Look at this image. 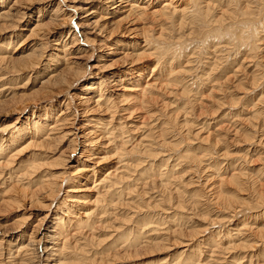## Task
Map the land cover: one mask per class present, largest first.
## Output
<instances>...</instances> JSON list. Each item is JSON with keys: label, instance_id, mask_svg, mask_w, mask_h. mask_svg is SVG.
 <instances>
[{"label": "rangeland", "instance_id": "rangeland-1", "mask_svg": "<svg viewBox=\"0 0 264 264\" xmlns=\"http://www.w3.org/2000/svg\"><path fill=\"white\" fill-rule=\"evenodd\" d=\"M57 1L35 5L30 14L31 19L36 20L38 11L41 9L45 11L50 7L51 10ZM36 2L37 0H33V3ZM229 2V0L228 2L227 0H208V3L215 7L214 13L217 15L227 14L226 8L230 4ZM259 2V9L252 0H240L237 3L239 8L247 9L251 13L252 21L243 29H248V33L252 34L250 36L252 39L247 41L250 46L254 40L258 42L256 44L258 50H251L247 44V47L242 46L237 37L234 41L233 37H229L233 36V33L230 32L225 33L229 38L224 35L226 40L222 41L227 50L221 42L223 37L211 35V38L208 39L206 36L207 38H204L206 41L211 39L212 45L209 41L208 43L204 41L206 42L204 44L203 40L205 39L197 37L196 31H193V35L197 39L193 35V38L188 37L190 31L183 30L181 33L184 35H180L181 37L175 35V32L172 35L166 31L164 32L165 36L175 35L176 37L156 41L154 39L162 31L161 23L153 22L149 18L146 19L147 21L145 20L146 22H133V17H126L127 20L123 18L120 22L118 21L121 18L105 22L107 23L105 36H108V39L111 38L109 48L119 51L125 49L127 57L119 59L118 62L117 59L121 57L113 58L110 62L105 63L107 70L102 72L87 69L89 73L85 80L120 77L128 71L130 73L137 71L143 74V83H148L152 79L157 80L161 85L164 83L162 90H156L155 94L153 92V96H150L153 100L149 104L148 97L137 98L135 103L133 101L129 107L136 108L133 118L134 125L138 124V129H140L138 133H141L132 136L147 135V128L141 125L144 123L149 126L150 132H153L158 143L166 144V149L165 146L157 145L152 154L155 159L144 160L142 158L144 163L137 162L141 163L139 165L143 164L136 169L137 175L141 174L138 177L139 181L135 180L137 176L135 173L134 182L128 180L121 185L122 189L124 188V194L114 200L113 206L105 214L107 217H101L99 221L93 219L96 221L95 225L88 221L89 223L84 228L91 230L92 225L95 228L88 231L87 241L78 239L79 248L75 247L74 251L78 252L79 250L78 254L83 255L84 259L81 260V256L77 254H73L72 257L71 254V260L74 259L73 264H184L186 258L189 257L194 258L193 263L202 261L201 264H234L232 262L264 264V0ZM238 25L230 23L228 28L234 27L236 30L235 27H237L238 30ZM134 28L138 33L131 35ZM167 28L171 30L170 27ZM129 29L132 30L129 32ZM67 30L68 28L63 29L65 32ZM141 32L148 33L149 37L153 36L154 38L151 37L153 40L151 39L148 44H143L140 41L143 37ZM56 35L60 36L61 34L57 33ZM218 38L220 40H217ZM189 39H192L190 44ZM198 39L200 40L198 41ZM181 40L182 43H180ZM229 40L234 43L231 44ZM8 42V39L0 38L1 46L8 47ZM17 42L10 41V47L14 48L12 52H14ZM215 42L219 44V47L213 46ZM159 44L160 46L164 44V47H160ZM181 44L188 45L181 46ZM230 44L231 46L235 45L231 47ZM193 45L196 48L200 47L199 53L202 51V55L201 53L192 54V51L193 53L198 52V49ZM179 46L182 50L185 48V53H181V56L175 51ZM167 47L169 50L166 49ZM159 50H162L161 53ZM220 50L221 52H219ZM51 53H55V51L49 49L45 59ZM188 61H191L190 64H187ZM29 74L26 72L16 79L8 78L0 82V90L7 86L12 87L11 90L0 92V103H3L0 105V141L5 139V134L1 133L4 131L3 129L13 123L17 117L32 119L42 114L49 105L53 112L55 109L57 111L59 109L62 97L51 104L46 103L48 105L40 104L36 98L38 95V97L41 96L37 93L41 85L40 81L45 75L39 77L37 73H33L30 74V77ZM84 83L86 81L77 85L75 90ZM184 89L186 90L183 91ZM188 101L190 102L188 103ZM24 105L28 106L27 110L19 114ZM134 106L136 107L133 108ZM24 146H26L25 142L16 149V151L20 149L23 151L18 157L22 166L19 168L14 163L10 167V169L15 168L14 170L17 167L16 173L13 169H9V171L8 167L5 173L3 172V177L8 181L4 180V184L0 185V264H11L6 256L8 245L24 242L26 240L24 236L20 241L15 242L16 237L22 236L24 232H27V236L33 235L34 226L37 227L41 218L47 214V207L51 201V198L48 201V199H41V196H33V194H37L35 191L40 187L39 181L42 180L38 177L44 172L43 169L40 170L41 167H39V171L32 168L38 165L37 160L31 161L32 156L37 153L34 151L36 149L33 150V147L30 146L24 148ZM185 155L189 158L193 156V160L195 158L200 163L197 164L192 160L187 163V160L182 157ZM107 157V162L105 161L101 166L102 169H109L115 162L110 156ZM195 166H199V168L194 170ZM27 170L28 172H26ZM48 172L47 174H52L54 170ZM35 173L38 176L35 177ZM19 174L25 178L20 175L22 178L19 179ZM15 176L18 177V180ZM0 178L2 179V177ZM160 178H169L168 189H159L162 187H159L160 183L158 184ZM147 180L155 181L152 182V186L141 187L144 188L142 192H147L145 193L146 197L144 196L145 200H142L139 195L134 196L133 200L132 198L124 200L126 193L138 189ZM175 185L176 187L178 185L179 190L182 188L180 194L184 195L180 198L174 192ZM156 189L158 190L156 191ZM3 192H7V194ZM163 194L172 199L162 200ZM137 197L138 199L135 200ZM229 200L232 201L229 202ZM77 218L74 219V224H76L73 225L81 228L80 223L84 224L85 220L79 221V214ZM51 220L52 217L47 218L48 222ZM77 220L80 223H77ZM70 230L71 228H69ZM236 231H239L237 236H235ZM231 235L233 237H230ZM212 240H215L216 243H210ZM39 251L38 249L33 251L34 257L38 255ZM64 258H62L63 264L71 263L69 258V263L66 261L67 255Z\"/></svg>", "mask_w": 264, "mask_h": 264}, {"label": "bare ground", "instance_id": "bare-ground-1", "mask_svg": "<svg viewBox=\"0 0 264 264\" xmlns=\"http://www.w3.org/2000/svg\"><path fill=\"white\" fill-rule=\"evenodd\" d=\"M229 1L230 4H228L229 6L226 8L227 14L220 13L217 15L214 13L215 7L208 3V0H58L57 3L52 6L53 8H51V10L49 9L50 7L45 9V11L42 9L39 10L37 19L33 21L30 14L34 10V6L53 2V0H37L36 3H33V0H0V38H6L9 41L8 47H3V45L1 46L0 44V82L8 78L16 79L19 75L26 72L30 74L37 73L39 77L45 75L40 81L41 85L38 88V93L36 92L37 94H41L40 97H38L39 95L36 97L37 100L40 101V104L48 105L46 103L51 104L57 101L58 98H63L58 111L55 109L53 112L51 105H49L48 108L44 109L42 114L32 119H23L20 116L9 126L3 127L4 129L2 128L4 131L1 133L5 134V139L0 141V177H2V179L0 178V185L4 184L3 181L5 178L3 177V172L5 173L8 167L9 170L14 163L19 168L22 166V163L18 160L20 158L18 157L21 156L20 154L23 151L22 149L16 151V149L20 144L25 142L27 148L30 146L33 147V150L36 149L34 151H37V153L32 156L33 158L31 161L37 160L36 162H38V165L32 168L39 171V167H41L40 170L43 169L42 171L44 172L38 177L42 180H38L40 182V187L37 186L38 189L35 191L37 194H33V196H41V199H48V201L51 198L47 207L48 212L41 218L42 220L39 221V224L37 223V227H35L36 225L34 226L32 230L33 235L27 236V232H24L22 236L16 237L15 240V242H17V240L20 241L24 236L26 237L24 242L13 243V245L10 243V245H8L7 251H5L11 264H63L62 258L66 257V255V261L68 262L70 259L69 262L71 263H68L73 264L72 262H74V259H71L76 254L80 255L82 260L83 255L78 254L80 251L78 250V252H75L74 250L76 249L75 247L79 248V240L83 239L87 241L86 239L89 236L88 231L93 230V225L91 230H86V228H84L85 225L89 223L88 221H91L95 225V222L99 221V218L106 216L105 214H107L108 209L113 206L114 200H116V198L119 199V195L124 194V188L122 189L121 185L128 180L131 182L138 180L141 174L137 175L136 169L143 165L139 164L144 163L142 161L145 159L150 160V158H154L152 154L157 145H159V147L165 146L166 149V144L164 142L158 143L153 136V132H150L151 129L148 128L149 126L144 125L143 122L141 125L147 128V135L144 136L143 134L142 137L132 136L136 135L140 129H138V124L134 125L135 121L133 120L136 106L133 107L135 109L130 108L132 102L134 101L135 103L137 98L143 99L148 97L147 101L149 104V102L153 100L150 96H153V92L155 94L156 90H162V85L164 83L161 82V85L154 79L150 80L148 83H143L142 80L144 76L137 71L132 73L128 71L120 77H101L90 81L85 80L88 77L87 73H89L87 69H94L95 71L102 72L107 70L105 67L107 64L105 63L110 62L113 58L121 57L117 59L118 62L119 59H126L125 57H127L125 49L119 51L115 48H109L111 38L108 39V36H105V25L107 24L105 22H109L111 19L113 21L116 18H121L118 21L120 22L123 18L127 20L126 17H133V22H146V19L149 18L152 19L153 22L159 21L161 23L160 26L162 29H160L162 31H160L154 39L156 41L168 40L175 35L179 37L180 35H184L181 31L186 30L190 31L188 37H194L195 39H197L198 36L202 39L208 36L209 39L211 35L221 38L230 32L233 33V36L229 37H233L232 39H235L234 41H236L237 37L242 46H246V44L249 45L248 39H252L250 38L252 34L248 33V29L245 30L243 28L251 23V13L247 9L239 8L237 3H239L240 0ZM252 1L255 2V6L259 9L260 0ZM115 22L117 23V20ZM125 22L127 23V21ZM230 23L239 24L242 28L238 25V30L237 27H235L236 30L234 27L229 29L228 26H230ZM30 24H32V27H30ZM131 25L133 27V24ZM167 27H170L171 30ZM65 28H68L66 32L63 31ZM250 29L253 33L251 27ZM131 30L129 29L128 31L130 32ZM128 31L127 34L129 33ZM166 31L170 34L172 33V35L175 32V35L165 36L164 32ZM193 31H196L197 37L193 35ZM131 32H133L131 35H136L138 33L135 28ZM57 33L61 35L57 36ZM141 36L143 37H141L142 39L140 41H142L143 44L150 43V40L154 38L153 36H151L152 38L149 37L148 33L145 34L142 32ZM214 38H212V40ZM183 39L185 40V38ZM200 39H198V41ZM223 39L224 37L221 42ZM189 40V44L192 43V39ZM217 40L220 39L218 38ZM224 40H226V38ZM10 41H18L14 52H12L14 48L10 47ZM204 41H206V39L203 40V42ZM208 41L206 42L208 43ZM230 41L231 44L234 43V41L232 42V40H229V42ZM206 42H204V44ZM180 43H182V40ZM257 43L258 42L254 40V43L248 47H250L251 50H258ZM210 44L209 47H211ZM216 44L215 42L213 46L219 47V44ZM161 45L163 46L164 44ZM184 45L186 46L188 44H181V46ZM181 46L178 47L179 49L176 47L177 50H175L179 56H181V53H183L185 49L182 50ZM224 46L225 45H223V47ZM193 47L195 46L193 45ZM49 49L55 51V53H51L49 57L45 59L46 52ZM166 49L169 50L168 47ZM196 49H198L197 53H193L190 49L188 50L192 51V54L195 55L202 52L199 53V50H201L200 47ZM225 49H227V47ZM239 49L241 48L239 47ZM219 52H221V50ZM224 52L226 53V51ZM249 52L251 53V51ZM190 62L191 61H188L187 64H190ZM40 69L42 70L38 72ZM83 81H86V83L75 90L76 86ZM11 89L12 87L7 86L2 88L0 92ZM185 90L186 89L183 91ZM39 91L41 92L39 93ZM33 100L35 99L33 98ZM10 101L13 102V100ZM189 102L190 101H188V103ZM1 104L3 103H0V105ZM27 108L28 106L24 105L19 114L25 112ZM10 113L12 114L13 112ZM26 146H24V148ZM107 156L113 158L115 162L109 169H102L101 166L108 158ZM182 157L187 160V163L190 160L196 161L197 164L200 163V161L197 159L195 160V158L193 160V156L191 158L187 155ZM142 158H144V160ZM17 167L16 170L12 168L15 173L18 171ZM195 167L194 170L199 168V166ZM28 170L26 172H28ZM52 170H54V173L47 174L49 173L48 171ZM135 173L137 176L134 180ZM37 174L35 177L38 176ZM20 175L22 174L18 175L19 179L22 178H20ZM18 177H16V180H18ZM23 178L25 177L23 176ZM5 181H8V179ZM154 181L155 180H147V182L141 184L138 189L134 188L135 190L126 193L124 195V200H131V198L133 200V197H136V195H139L143 200L147 192H142L144 188L141 187L146 186L147 188V186L153 185ZM159 183V187L162 186L159 188L161 190L162 188L163 190L168 189V185H170L169 178H160L158 184ZM177 187L175 185L173 189L176 196L180 198L185 192H183V189V195H181L180 190L182 188L180 187L181 189L179 190V187ZM157 190L158 189H156V191ZM32 191L34 193V189ZM3 193L7 194V192ZM161 197L162 200L172 199L170 196H164V194ZM137 199L138 197L135 198V200ZM36 200H38V198H36ZM231 201L232 200H229V202ZM78 214L80 217L79 221L81 219L85 220L84 224L77 220L81 228L74 227L76 224H74V219L78 217ZM49 217H52L50 222L47 221ZM69 228H71L70 231ZM236 232L235 236L239 234V231ZM230 237H233V235ZM210 243L216 242L212 240ZM85 245L87 246L86 243ZM206 245L210 246L211 244ZM81 248L83 249V247ZM37 249L40 251L37 253L38 255L34 257L33 251H37ZM84 253L86 252L84 251ZM85 260H87V258H85ZM193 261L194 258L189 257L186 258L184 264H201L202 262L196 263V261L193 263ZM232 263L235 264L236 262ZM64 264H66V262Z\"/></svg>", "mask_w": 264, "mask_h": 264}]
</instances>
